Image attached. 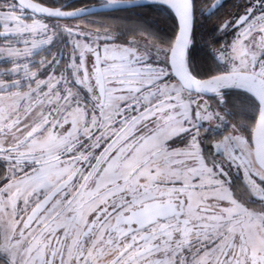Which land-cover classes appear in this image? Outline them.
<instances>
[{"label": "snow or ice", "instance_id": "snow-or-ice-1", "mask_svg": "<svg viewBox=\"0 0 264 264\" xmlns=\"http://www.w3.org/2000/svg\"><path fill=\"white\" fill-rule=\"evenodd\" d=\"M0 264H264V0H0Z\"/></svg>", "mask_w": 264, "mask_h": 264}, {"label": "flooded vegetation", "instance_id": "flooded-vegetation-1", "mask_svg": "<svg viewBox=\"0 0 264 264\" xmlns=\"http://www.w3.org/2000/svg\"><path fill=\"white\" fill-rule=\"evenodd\" d=\"M229 2L231 3V2H233V0H229Z\"/></svg>", "mask_w": 264, "mask_h": 264}]
</instances>
